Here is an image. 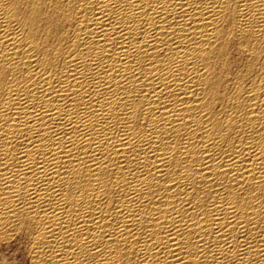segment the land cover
I'll return each instance as SVG.
<instances>
[{
    "label": "bare ground",
    "instance_id": "1",
    "mask_svg": "<svg viewBox=\"0 0 264 264\" xmlns=\"http://www.w3.org/2000/svg\"><path fill=\"white\" fill-rule=\"evenodd\" d=\"M0 264H264V0H0Z\"/></svg>",
    "mask_w": 264,
    "mask_h": 264
}]
</instances>
